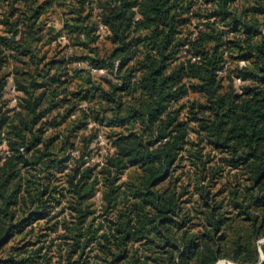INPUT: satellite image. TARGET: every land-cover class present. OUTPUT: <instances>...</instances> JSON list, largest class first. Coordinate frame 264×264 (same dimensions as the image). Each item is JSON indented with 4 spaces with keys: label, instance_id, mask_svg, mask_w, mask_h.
<instances>
[{
    "label": "trees",
    "instance_id": "16d2710c",
    "mask_svg": "<svg viewBox=\"0 0 264 264\" xmlns=\"http://www.w3.org/2000/svg\"><path fill=\"white\" fill-rule=\"evenodd\" d=\"M261 239L264 0H0V264H258Z\"/></svg>",
    "mask_w": 264,
    "mask_h": 264
},
{
    "label": "rangeland",
    "instance_id": "374dc122",
    "mask_svg": "<svg viewBox=\"0 0 264 264\" xmlns=\"http://www.w3.org/2000/svg\"><path fill=\"white\" fill-rule=\"evenodd\" d=\"M13 93H14V91H13L12 88H11L10 90L7 91V93L5 94V96H6V97H13ZM13 101H14V99H13ZM99 144H100V145H104V137H103V136H101V137L99 138ZM99 151H100V152H104V149H100ZM94 159H97V157L95 156ZM259 243H260V245H264V239H261V240L259 241ZM261 255H263V251H262V249H261ZM230 263H233V262H230ZM220 264H228V261H226V260H221V261H220ZM233 264H235V263H233Z\"/></svg>",
    "mask_w": 264,
    "mask_h": 264
},
{
    "label": "water",
    "instance_id": "95a60500",
    "mask_svg": "<svg viewBox=\"0 0 264 264\" xmlns=\"http://www.w3.org/2000/svg\"><path fill=\"white\" fill-rule=\"evenodd\" d=\"M263 260H264V257H263V255H261V261L258 264H261L263 262ZM217 264H220V261ZM228 264H233V263L228 262Z\"/></svg>",
    "mask_w": 264,
    "mask_h": 264
},
{
    "label": "built area",
    "instance_id": "2783aa9c",
    "mask_svg": "<svg viewBox=\"0 0 264 264\" xmlns=\"http://www.w3.org/2000/svg\"><path fill=\"white\" fill-rule=\"evenodd\" d=\"M12 90L14 91V88H12Z\"/></svg>",
    "mask_w": 264,
    "mask_h": 264
}]
</instances>
